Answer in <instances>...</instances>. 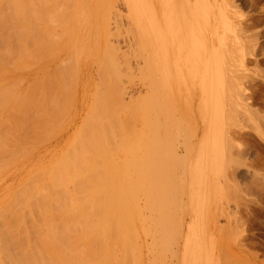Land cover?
I'll return each instance as SVG.
<instances>
[{
  "label": "rangeland",
  "instance_id": "rangeland-1",
  "mask_svg": "<svg viewBox=\"0 0 264 264\" xmlns=\"http://www.w3.org/2000/svg\"><path fill=\"white\" fill-rule=\"evenodd\" d=\"M26 1L32 2L24 0V5ZM39 1L33 5L40 4L47 21L43 16L30 22L28 12L20 14L24 7L17 8L19 4L15 9L21 17L17 12L13 16L6 4L0 10V17L9 9L6 14L21 18L22 24L13 28L6 14V23L0 18V264H77L74 256L81 264L105 259L121 264L128 238L135 243L138 252L132 258L135 254L137 260L129 255L122 264H264V0H135L137 18L130 0ZM29 31L43 37L38 40L44 45L35 32L40 51L38 43L28 49ZM33 49L37 62L30 59ZM32 62L47 65L43 67L51 73L43 70L44 78L38 74L33 81ZM85 77L92 83L78 89L75 83ZM87 142L90 169L79 154ZM75 156L78 166L83 165L80 177L73 173L80 168ZM64 168H71V175ZM64 174L69 180L61 179ZM52 176L64 187L51 186L57 183ZM80 178L88 179L85 183L92 188L91 194L89 188L82 191L85 199ZM155 180L164 183L162 219L172 228L170 233L168 224L169 237L161 240L159 234L156 239L160 246L168 242L164 252L145 239V230L152 227L146 198H156ZM66 191L72 193L62 195ZM68 194L83 203L72 198L78 201L74 207ZM53 198L61 199L55 208ZM64 198H70L69 203L65 199L70 206ZM62 205L65 212L72 210L68 213L88 212L67 215ZM119 217L129 222L120 221V227ZM97 229L109 238L103 233L107 249L117 245L111 252L115 258L106 248L99 254L102 244L94 242L102 237L97 240ZM85 247L98 262L92 253L94 260L85 258Z\"/></svg>",
  "mask_w": 264,
  "mask_h": 264
},
{
  "label": "bare ground",
  "instance_id": "bare-ground-1",
  "mask_svg": "<svg viewBox=\"0 0 264 264\" xmlns=\"http://www.w3.org/2000/svg\"><path fill=\"white\" fill-rule=\"evenodd\" d=\"M7 1H9V0H7ZM16 1H17V0H16ZM16 1H15V2H16ZM38 1H39V0H38ZM86 1H87V0H86ZM2 2H3V3H2ZM10 2H11V4L9 5V2H7L8 4H6V2L4 3V1H1L0 4H1V3H2V4H1L0 6H2V7H0V10H2V8H3V4H6V5H4V6H5V7H6V6H7V7L10 6L11 8L9 7V9H12V11L14 12V13H13V16H14V14L17 15V16H19L20 14H22V12H23L24 14H26L25 12H28V13H30L31 15H32V13H33V16L35 15L34 17L37 18V19H36V18H34L33 16H31V15H29V14L27 13V18L30 17V19H28V20H30V22H36V21H39L40 19H43V16H44L45 21H47V20H46L47 16H45L46 14L44 15L45 10H44V12L42 11L43 9H42L41 11H39V10H40V4H39V7H38V5H36V6H35V4L33 5L34 0H32V2L29 1V3H28V1H26V3H27L26 5H28L29 8H28V6L24 5V4H25L24 0H23V1L20 0V4H19L18 2H16V3H15L16 5L19 4V5H18L19 7L17 6V8L22 9V7H24V9H23L22 11L18 10V12H19V11L21 12L20 14L16 11L17 8H16V5H15V4H13V6H11V5H12V2H14V1H10ZM43 2H44V1H43ZM135 2H136L135 0H130V5L132 6L131 8H132V11H133V16H134V18H137V17H138V12H137V7H136L137 4H136ZM21 3H22V4H21ZM35 3H36V1H35ZM39 3H40V1H39ZM59 3H60V2H59ZM36 4H37V3H36ZM57 4H58V3H57ZM69 4H70V3H69ZM23 5H24V6H23ZM30 5L34 6L35 8L37 7V11H36V9L31 8ZM41 5H42V4H41ZM14 6H15V7H14ZM43 6H44V5H43ZM61 6H63V5H61ZM102 6H103V4H102ZM5 7L3 8V10L5 9ZM12 7H14V8H12ZM56 7H57V6H56ZM15 8H16V9H15ZM25 8H26V10H25ZM6 9H7V8H6ZM9 9L5 10L6 12H4V13L6 14V13L9 11ZM14 9H15V10H14ZM28 9H29V11H28ZM32 9H33V10H32ZM38 9H39V10H38ZM51 9H52V8H51ZM3 10H2V12H3ZM53 10H54V7H53ZM12 11H11V12H12ZM24 11H25V12H24ZM2 12H1V13H2ZM15 12H17L19 15H18L17 13H15ZM36 12H37V13L40 12V13L37 14ZM42 12H43V13H42ZM34 13H36L37 15L34 14ZM41 13H42V14H41ZM2 14H3V13H2ZM5 14H3L1 17H3V16L5 17ZM60 14H61V13H60ZM136 14H137V15H136ZM6 15H7V14H6ZM8 15H11V14L8 13ZM8 15L6 16L7 19H8V17H9ZM28 15H29V16H28ZM38 15H40L39 18L37 17ZM135 15H136V17H135ZM11 16H12V15H11ZM13 16H12V17H13ZM21 16H22V15H20V17H21ZM24 16L26 17V15H24ZM57 16H58V15H57ZM1 17H0V18H1ZM4 17L1 18L2 21H3V19L5 20ZM20 17H19V18H20ZM59 17H60V16H59ZM13 18H14V17H13ZM22 18H23L22 21L25 22L26 19H24V17H22ZM51 18H52V17H51ZM54 18H55V17H54ZM57 18H58V17H57ZM7 19H6V20H7ZM9 19L12 20L10 17H9ZM31 19H32V21H31ZM33 19H36V20L34 21ZM38 19H39V20H38ZM6 20H5V21H6ZM13 20L16 22V24H15V22H13ZM13 20H12V22H11L12 25H14L13 28L16 27V28L18 29V27L20 28V26H22V24L19 23L20 21H18V20H21V18H20V19L17 18V21H18V22H17L15 19H13ZM5 21H3V22H5ZM8 21H9V20H8ZM26 21H27V20H26ZM43 21H44V20H42V22H43ZM66 21H68V20L66 19ZM6 22H7V21H6ZM6 22H5V23H6ZM63 22H64V21H63ZM5 23H3V24H5ZM13 23H14V24H13ZM17 23H19V25H18ZM22 23H23V22H22ZM1 24H2V23H1ZM3 24H2V25H3ZM9 24H10V23H9ZM9 24H6V25H9ZM24 24H25V23H24ZM30 24H31V23H30ZM38 24H40V23H38ZM44 24H45V22H44ZM6 25H4V26L6 27ZM15 25H18V26H15ZM28 25H29V24H28ZM31 25H32V24H31ZM34 25L36 26V23H35ZM42 25H43V24H42ZM60 25H61V24H60ZM10 26H11V24L9 25V28L11 29ZM25 26H26V25H25ZM25 26L23 25V27H25ZM43 26H45V25H43ZM1 27H3V26H1ZM5 27H4V28H5ZM40 27H41V26H40ZM40 27H39V28H40ZM58 27H59V26H58ZM6 28H7V27H6ZM9 28H8V29H9ZM13 28H12V29H13ZM29 28H30V31H31V29H32V30L35 29L34 27L32 28V26H30ZM12 29H11V30H12ZM20 29H21V28H20ZM26 29H27V28H26ZM43 29H44V28H43ZM46 29H47V28H46ZM14 30H15V29H14ZM14 30H13V32L16 33V34H17V32L20 31V30H19V31H14ZM28 30H29V29H28ZM36 30H37V29H36ZM40 30H42V28H41ZM40 30H39V31H40ZM30 31H29V33H30ZM42 31L44 32V30H42ZM35 32H36V31L31 32L30 35H29L30 38H29L28 43L31 42V45H30V46L28 45V47H29L28 49H30V50H32V48H34V46L37 47V44L35 45V43H38V42H41V43H42V40H41V41L38 40V39H41L42 36H39V35H40V34H38L39 32H38V33L36 32L37 36H39V37H37L36 34H35ZM40 32H41V31H40ZM57 34H58V33H56V36H57ZM22 35H23V34H22ZM41 35H43V33H41ZM62 35H63V34H61V35H59V36H62ZM19 36H21V35H19ZM29 36H28V37H29ZM22 37H23V36H22ZM22 37H20V38H22ZM36 37H37V39H36ZM51 37H52V35L50 36V38H51ZM34 38H35L36 40H38V42H37V41H34ZM42 38H43V37H42ZM60 38H61V37H60ZM27 39H28V38H27ZM30 40H31V41H30ZM56 40H57V39H56ZM7 41H8V40H7ZM59 41H60V39H59ZM41 43H38V47H37V48H39V47H41L42 45H44V43H42V45H40ZM39 45H40V46H39ZM45 45H46V44H45ZM30 47H32V48H30ZM37 48H36V49H37ZM43 48H45V46H44ZM34 49H35V48H34ZM34 49H33V50H34ZM40 50H41V49L39 48L38 51H40ZM35 51H36V50H34V53H33V54L30 53V54H31V56H30L31 58L29 57V58L32 59L33 61L36 59V55H35V57H33L34 54H35L36 52H38V51H36V52H35ZM44 51H45V50H44ZM46 51H47V50H46ZM28 52H29V50H28ZM32 52H33V51H32ZM66 53L68 54V52H66ZM73 53H74V52H73ZM73 53H72V54H73ZM27 54H28V53H27ZM36 54H37V53H36ZM39 54H40V53H39ZM67 54H65V55H67ZM32 55H33V56H32ZM42 55H43V54H42ZM42 55H40V56H42ZM37 56H38V55H37ZM40 56H39V57H40ZM32 57H33V58H32ZM42 57H43V56H42ZM75 57H76V56H75ZM75 57H74V58H75ZM34 58H35V59H34ZM72 58H73V57H72ZM43 59H44V58H43ZM61 59H62V57H61ZM40 60H41V59H40ZM40 60H39V61H40ZM48 60H49V59H48ZM52 60H54V59H52ZM56 60H58V58L55 59V61H56ZM35 61L37 62V60H35ZM45 61H46V60H45ZM58 61H59V60H58ZM66 61H67V60H66ZM76 61H77V60H76ZM84 61H85V60H84ZM46 62H48V61H46ZM60 62H61V65L64 66L63 63H62L63 61L60 60L59 63H60ZM85 62H86V61H85ZM96 62H97V61H96ZM33 63H34L35 65L37 64V63H35V62H32L31 64H33ZM49 63H50V62H49ZM59 63H57L58 65H54L53 63H51V64H53V66H56L55 68H57V66H59ZM66 63H67V62H66ZM74 63H75V62H74ZM74 63H73V64H74ZM29 64H30V63H29ZM34 64H33V65H30V67L33 66V67H31L32 72H34V75H33L34 77H33V76L31 77V79L34 78L33 81H34V80H38L37 78H35L36 75L40 74L41 77H43L44 74L47 73L48 70H49V69L46 70V69L43 67V66H47V65H43V63H41L40 65L38 64V66H34ZM44 64H45V63H44ZM46 64H47V63H46ZM55 64H56V63H55ZM64 64H65V63H64ZM88 64H89V63H88ZM27 65H28V64H27ZM27 65H26V66H27ZM61 65H60V66H61ZM50 66H51V65H50ZM62 66H61V67H62ZM68 66H69V65H68ZM27 67L29 68V66H27ZM51 67H52V66H51ZM47 68H50V67H47ZM52 68L54 69V67H52ZM63 68H65V66H64ZM85 68H86V67H85ZM66 69H67V68H66ZM99 69H100V68H99ZM43 70H44V71L46 70V72H45L44 74H42V71H43ZM51 71H52V70H51ZM51 71H50V73H51ZM85 71H89V70H88V67H87V70H85ZM29 72H31V70H30ZM32 72H31V74H32ZM27 73H28V72H27ZM48 73H49V72H48ZM48 73H47V74H48ZM50 73H49V74H50ZM82 73H83V72H82ZM84 73H85V72H84ZM87 73H88V72H87ZM29 74H30V73H29ZM53 74H54V72H53ZM75 74H76V73H75ZM85 74H86V73H85ZM40 75H38V76H40ZM42 75H43V76H42ZM38 76H36V77H38ZM49 76H50V75H49ZM84 76H87V75H84ZM84 76H83V77H84ZM25 77H26V76H25ZM50 77H51V76H50ZM88 77H89V74H88ZM39 78H40V77H39ZM43 78H44V77H43ZM91 78H92V77H91ZM31 79H30V80H31ZM40 79H42V78H40ZM51 79H53V78H51ZM81 79H82V78H81ZM84 79L86 80L87 78L85 77ZM24 80L26 81L27 78L24 79ZM44 80H45V79H44ZM59 80H60V79H59ZM71 80H72V79H71ZM71 80L69 79V81H67V80H66V81H67V82H70ZM27 81H28V80H27ZM47 81H48V80H47ZM50 81H51V80H50ZM53 81H54V80H53ZM64 81H65V80H64ZM73 81H74V82H73ZM73 81L70 82L71 84H70V83H69V84H70V85H74L73 83H75V80H73ZM30 82H31V81H30ZM57 82H58V81H57ZM67 82H66V83H67ZM36 83H37V82H36ZM40 83H41V81H40ZM83 83H85L86 86H87L88 84H90V83H92V82H91V80L88 81V79H87L86 81H81V80H80V81H78V82L75 83V84L78 85V89H79V86H81L80 84H83ZM41 84H42V83H41ZM69 84H68V85H69ZM30 85H31V84H30ZM54 85H55V84H54ZM59 85H60V84H59ZM59 85H58V86H59ZM34 86H35V85H34ZM49 86H51V85H49ZM83 86H84V85H83ZM90 86H91V85H90ZM41 87H42V86H41ZM41 87H40V88H41ZM70 87H71V86H70ZM75 87H76V86H75ZM75 87H74V88H75ZM88 87H89V86H87V87L84 86V89H85V88L87 89ZM46 88H47V87H46ZM81 88H83V87H81ZM31 89H32V88H31ZM81 91H83V90L81 89ZM83 92H84V91H83ZM0 94H1V93H0ZM40 94H41V93H40ZM30 96H31V95H30ZM44 98H45V97H44ZM16 106H17V105H16ZM82 106H83V105H82ZM16 108H17V107H16ZM23 108H24V106H23ZM15 111H16V110H15ZM19 112H20V111H19ZM78 115H79V114H78ZM88 115H89V114H88ZM21 116H22V115H21ZM37 119H38V118H37ZM30 120H31V119H30ZM153 121H154V120H153ZM153 121H152V123H153ZM74 123H75V122H74ZM24 124H25V123H24ZM22 126H23V125H22ZM152 126H153V125H152ZM28 129H29V128H28ZM152 129H153V128H152ZM149 130H150V129H149ZM21 131H22V130H21ZM152 131H153V130H152ZM154 132H155V131H154ZM40 135H41V134H40ZM148 135H149V134H148ZM34 141H35V140H34ZM31 142H32V141H31ZM124 142H125V141H124ZM85 143H86V142H85ZM85 143H84V144H85ZM31 144H32V143H31ZM92 144H93V143H92ZM9 145H10V144H9ZM35 145H36V143H35ZM87 146H89V147H87ZM93 146H94V145H93ZM21 147H22V146H21ZM90 147H91V146H90V143L87 142L86 148H85V145H84V147H83V152H82V153H79V154H81V155H80L81 157H82L83 155H85V156L82 157L83 160L85 159L84 161L82 160V162H83L84 165L87 163L86 165H87V167H88L89 169H90V165H88V162L90 161L91 156H90V158H89V157H88L89 155L86 154V153H87V152H91ZM56 148H57V147H56ZM70 148H71V147H70ZM92 148H93V147H92ZM11 149H12V148H11ZM54 149H55V148H54ZM57 149H58V148H57ZM89 150H90V151H89ZM13 151H14V150H13ZM31 151H33V150L31 149ZM155 151H156V150H155ZM39 152H40V151H39ZM51 152H52V151H51ZM84 152H85V153H84ZM157 152H159V151H157ZM19 153H20V152H19ZM49 153H50V152H49ZM92 153H93V152H92ZM26 154H27V153H26ZM26 154H25V156H26ZM45 154H47V151L44 153V155H45ZM40 155H41V154H40ZM49 155H51V153H50ZM53 155H55V154H53ZM53 155H52V156H53ZM87 155H88V156H87ZM41 156H42V155H41ZM41 156H40V158L42 159L43 156H42V157H41ZM45 156H46V159L49 158L48 155H45ZM45 156L43 157V159L45 158ZM47 156H48V157H47ZM86 156H87L89 159L86 158ZM54 157H55V156H53V158H54ZM81 157H80V158H81ZM53 158L51 157V159H53ZM77 158H78V156H75V162H74V164L76 163V164H75L76 166L81 165L80 163L76 162V161H78V160H76ZM33 159H34V158H33ZM33 159H32V160H33ZM41 159H40V160H41ZM43 159H42V160H43ZM51 159H50V161H51ZM32 160H31V161H32ZM34 160H35V159H34ZM36 160L39 161V155H38V159L36 158ZM36 160H35V161H36ZM86 160H87V161H86ZM88 160H89V161H88ZM2 162H3V161H2ZM4 162H5V161H4ZM43 163H44V162H43ZM158 163H159V162H158ZM72 164H73V163H72ZM75 165H74V167H75ZM86 165H85V166H86ZM55 166H56V165H55ZM85 166H84V168H85V170H86V167H85ZM62 167H63V166H62ZM62 167H61V169H63ZM68 167H69V166H68ZM78 167H80V168H76V169H78L77 172H76V170H74L75 172L73 171V173H77L76 177L78 176V173H79V177H80L81 174L83 173V172H82L83 169L81 170V167H83V165H82V166H78ZM54 168H55V167H54ZM71 168H72V167H71ZM71 168H69V169L71 170ZM88 168H87V169H88ZM65 169H66V168H64V171H66V170H67L68 172L70 171L68 168H67L66 170H65ZM79 169L81 170L82 173L80 172ZM109 169H110V168H109ZM147 170H148V169H147ZM56 171L60 172V168H58V170L56 169ZM56 171H55V174H58V175H59V173H57ZM61 171H62V173H64L63 170H61ZM102 171H103V169H102ZM68 172H67V173H68ZM71 172H72V170H71ZM71 172H69L68 175H71ZM84 172H85V171H84ZM86 172H87V171H86ZM53 173H54V172H53ZM53 173H52V174H53ZM60 173H61V172H60ZM65 173H66V172H65ZM67 173H66V174H67ZM150 173H151V170H150ZM55 174H53V175H55ZM92 174H93V173H92ZM105 174H106V173H105ZM64 175H65V174H64ZM40 176H41V174H40ZM59 176H60V175H59ZM66 176H67V175H65L64 177L62 176L63 178H61V179H64V181L69 180V176H67V177H66ZM86 176H87V175H86ZM86 176H84V177L86 178ZM92 176H93V175H92ZM92 176H91V177H92ZM41 177H42V176H41ZM55 177H56V176H54V178H53V176H52V179L55 180ZM65 177H66V178H65ZM72 177H73V178L75 177L74 174L72 175ZM72 177L70 176V178H72ZM82 177H83V176H82ZM34 178H35V177H34ZM59 178H60V177H59ZM59 178H58V176H57L56 179L59 180ZM67 178H68V179H67ZM85 178H83V180H82V178H80V179L82 180L80 184H84V186H86L87 188H86V187H82V188L80 187V188H79V191H81V192H82V191H83V192H84V191H85V192L87 191V192H88V188H89V189H90V190H89L90 192H88V193L91 194L92 188H91V186H87V184L85 183L86 180L84 181ZM87 178L89 179L90 176H89V177L87 176ZM93 178H94V176L91 178L92 181H93ZM164 178H165V177H164ZM61 179H60V180H61ZM65 179H66V180H65ZM75 179H77V178H75ZM88 179H87L86 182L90 183V182L88 181ZM54 180H53V181H54ZM77 180H79V179H77ZM94 180H95V178H94ZM38 181H39V180H38ZM61 181H62V180H61ZM61 181H59V182H61ZM64 181H63V182H64ZM90 181H91V180H90ZM28 182H29V180H28ZM30 182H31V180H30ZM34 182H35V181H34ZM55 182H57V180H55ZM83 182H84V183H83ZM101 182H102V181H101ZM155 182H156V180H155ZM157 182H158V181H157ZM157 182H156V187H155V185H153V187H155V188H154L155 190H153V191H155V192H154V193H155V196H153V197H156V198H151V194H150V197L148 196V198H146V199H147V200H146V204H147V205H146V204H145V205H146L147 211H149V215H148V217H150V215H151V222H150V223L152 224V227H150V228H152V229L149 228V229H147V231L145 230V236H146L145 239H146V240H148V239L152 240V245H156V244H157V246H158V245H159L158 243L160 242V244H161V240H164V239H162V238H164V236L169 237V235H170L169 232H168V224H169V231H170V228H171V227H170V223H169L168 220H167L168 223L165 224V223H164V219H162V215H163V213H164L163 208H165V200H166V198H163V191H162V190H163V189H162V188H163V185H162V184H164V183H163V181H162L161 184H158L159 182H158V183H157ZM164 182H165V181H164ZM94 183H95V182H94ZM96 183H97V182H96ZM150 183H151V181L149 182V184H150ZM25 184H26V183H25ZM53 184H54V185H53ZM53 184H52L51 186L54 187V186H56L57 184H58V185L60 184L59 186H61L62 183H58V182H57V183H53ZM55 184H56V185H55ZM100 184H101V183H100ZM26 185H27V184H26ZM29 185H30V183H29ZM31 185H32V184H31ZM49 185H50V184H49ZM49 185H48V186H49ZM64 185H65V184H64ZM64 185L62 184L63 187H64ZM88 185H89V184H88ZM90 185H91V184H90ZM62 186H61V187H62ZM81 186H82V185H81ZM100 186H102V185H100ZM114 186H115V188L117 187L116 184H115ZM118 186H120V185H118ZM61 187H60V188H61ZM32 188H33V187H32ZM46 188H47V185H46ZM49 188H50V186H49ZM49 188H48V190H50ZM54 188H55V187H54ZM56 188H57V186H56ZM60 188H59V189H60ZM117 188H118V187H117ZM84 189H85V190H84ZM93 189H94V188H93ZM119 189H120V188H119ZM119 189H118V191H119ZM156 189H157V190H156ZM29 190H31V189H29ZM66 190H67V189H66ZM76 190H77V189H76ZM99 190H100V189H99ZM125 190H126V189H125ZM125 190H124V191H125ZM45 191H46V190H44V192H45ZM53 191H54V190H53ZM58 191H59V190H58ZM77 191H78V190H77ZM35 192H36V191H35ZM47 192H48V191H46V197H47V199L49 200V199H51L49 195L52 193V187H51V191H50L51 193L48 192L49 194H47ZM54 192H55V191H54ZM75 192H76V191H75ZM83 192H82V193H83ZM126 192H127V191H126ZM161 192H162V193H161ZM28 193H30V192H28ZM42 193H43V192H42ZM66 193H72V192L66 191V192L63 193L62 195L66 194ZM95 193H96V192H95ZM115 193H116V192H115ZM124 193H125V192H124ZM150 193H153V192H150ZM35 194H36V193H35ZM35 194H34V195H35ZM54 194H55V193H54ZM76 194H78V193H76ZM83 194H84V197H83V198L85 199V198L87 197V196L85 195L86 193H83ZM89 194H87V195L89 196ZM96 194H97V193H96ZM103 194H104V193H103ZM106 194H107V193H106ZM42 195H43V194H42ZM51 195H52V194H51ZM57 195H58V194H57ZM66 195H67V194H66ZM68 195H69V197H71V199H72V198H75V197H72L70 194H68ZM72 195H73V194H72ZM81 195H82V194H81ZM98 195H100V194L98 193ZM98 195H97V196H98ZM148 195H149V193H148ZM26 196H27V195H26ZM48 196H49V197H48ZM75 196H76V195H75ZM79 196H80V194H79ZM94 196H95V194H94ZM106 196H107V195H106ZM126 196H127V194H126ZM38 197H39V196H38ZM76 197H77V196H76ZM161 197H162V198H161ZM25 198H26V197H25ZM83 198H79V197H78L77 199H78V201H79V200H81V199H83ZM87 198H88V197H87ZM101 198H102V197H101ZM35 199H36V198L34 197V200H35ZM45 199H46V198H45ZM47 199H46V201H48ZM54 199H55V200H54ZM65 199H67V202H68V199L70 200V198H64V200H65ZM75 199H76V198H75ZM75 199L70 200V201H72V203H69V202H68V203H69V204H73V206H74L75 203L78 202V201H75ZM77 199H76V200H77ZM92 199H93V198H92ZM95 199H96V198H95ZM98 199H100V198H98ZM104 199H105V198H104ZM104 199H103V200H104ZM117 199H118V198H117ZM123 199H124V198H123ZM138 199H139V201H140V198H138ZM141 199H142V198H141ZM32 200H33V199H32ZM39 200L41 201L40 203L42 204V200H44V199L40 197ZM56 200H57V201H56ZM60 200H61V199L53 198L52 207L55 208L54 203H58V201H60ZM86 200H91V198L86 199ZM103 200H100V202H101V201L103 202ZM115 200H116V199H115ZM135 200H137V199L135 198ZM55 201H56V202H55ZM74 201H75V202H74ZM106 201H107V200H106ZM110 201H111V200H110ZM33 202H34V201H33ZM36 202H37V201L35 200V203H36ZM65 202H66V200H65ZM67 202H66V206L69 205ZM79 202H81V201H79ZM88 202H89V201H88ZM111 202H113V201H111ZM111 202H110V203H111ZM115 202H116V201H115ZM117 202H118V201H117ZM121 202H122V201H121ZM126 202H127V200H126ZM129 202H130V201H129ZM137 202H138V201H137ZM35 203H33V204H35ZM38 203H39V202H38ZM48 203H49V201H48ZM81 203H83V201H82ZM58 204H61V202H59ZM64 204H65V203H64ZM86 204H87V202H86L84 205H86ZM89 204H90V203H89ZM93 204H94V203H93ZM101 204H102V203H101ZM103 204H104V203H103ZM117 204H118V203H117ZM137 204H138V203H137ZM31 205H32V202H31ZM78 205H80V204H78ZM94 205H95V204H94ZM97 205H99V200H97V202H96V206H97ZM106 205H107V203H106ZM113 205H115V203H113ZM124 205H125V203H124ZM33 206H35V205H32V207H33ZM39 206H40V204H39ZM43 206H44V205H43ZM43 206H42V207H43ZM66 206H65V207H66ZM69 206H70V205H69ZM76 206H77V205H76ZM80 206H81V205H80ZM96 206H95V208H96ZM103 206H105V205H103ZM115 206H117V205H115ZM56 207H57V206H56ZM60 207H62V208H63V209L61 208L62 211L65 212V210H66L65 207H64L63 205L60 206ZM74 207H75V206H74ZM74 207H73V208H74ZM87 207H89V206L86 205V208H87ZM92 207H93V206H92ZM97 207H98V206H97ZM122 207H123V206H122ZM127 207H128V205H127ZM140 207H141V206H140ZM34 208H35V207H34ZM39 208H40V207H39ZM45 208H48V206L45 205ZM45 208L43 207V208H41V210H42V209L44 210ZM67 208H68V207H67ZM76 208H79V207H76ZM76 208H75V209H76ZM83 208H84V206H83ZM104 208H105V207H104ZM107 208H108V205H107ZM112 208H114V206H112ZM123 208H124V207H123ZM59 209H60V208H59ZM64 209H65V210H64ZM75 209H74V210H75ZM81 209H82V208H81ZM81 209H80V210H81ZM101 209H102V208H101ZM115 209H119V208H115ZM131 209H132V208H131ZM46 210H47V209H46ZM55 210H56V209H55ZM57 210H58V209H57ZM69 210H71V209H69ZM69 210H67V212H65V213H67V215L70 214L71 216H73V213L78 214L79 212H80V213L83 212V211H82L83 209H82V210L79 211L78 213H77V210H75V212H73V213L71 212V211H72V210H71V211H70L71 213H70V212L68 213ZM90 210L92 211V210H94V209L91 208ZM96 210H97V209H96ZM113 210H114V209H113ZM126 210H127V209H126ZM31 211H33V210H31ZM35 211H36V210H35ZM35 211H34V212H35ZM58 211H60V210H58ZM91 211H90V212H91ZM111 211H112V209H111ZM118 211H119V210H118ZM123 211H124V213H127V211H126V212H125V210H123ZM41 212H42V211H41ZM56 212H57V211H56ZM86 212H88V210H86V211L83 212V213H86ZM90 212H89V213H90ZM100 212H101V211H100ZM142 212H143V211H142ZM91 213H93V212H91ZM110 213H111V212H110ZM117 213H118V212H117ZM117 213L115 214L116 217H118V215H119V214H117ZM158 213H159V214H158ZM37 214H39V213H37ZM108 214H109V213H108ZM108 214H107V215H108ZM121 214H122V213H120V216H121ZM40 215H42V214H40ZM40 215H39V217H40ZM45 215H46V214H44V216H45ZM79 215L81 216V214H79ZM84 215L86 216V214H84ZM84 215H83V216H84ZM91 215H92V214H91ZM125 215H126V214H125ZM76 216H77V215H76ZM80 216H79V217H80ZM126 216H127V215H126ZM140 216H141V215H140ZM142 216H143V215H142ZM157 216H158V217H157ZM66 217H67V216H66ZM74 217H75V215H74ZM74 217H73V218H74ZM77 217H78V216H77ZM116 217H115V218H116ZM127 217H128V216H127ZM68 218H71V217L68 216ZM75 218H76V217H75ZM105 218L108 219L107 217H105ZM120 218H121V217L118 218L119 221H118V223H116V225H118L120 221H121V224H122L124 221H125L126 223L129 222V219H128V221H127V220H122V219H120ZM122 218H123V216H122ZM124 218H125V216H124ZM15 219H16V218H15ZM139 219H140V218H139ZM139 219H138V220H139ZM79 220H80V219H79ZM17 221H18V219H17ZM48 221H51V220H48ZM52 221H53V220H52ZM146 221H147V220H146ZM44 222H45V223H48V222L45 221V220H44ZM44 222H43V223H44ZM105 222H106V221H105ZM45 223H44V224H45ZM78 223H80V222H78ZM91 223H92V222H91ZM94 223H95V222H94ZM112 223H115V222H112ZM140 223H141V222H140ZM49 224H50V223H49ZM49 224H48V225H49ZM80 224H81V223H80ZM97 224H98V223H97ZM97 224H96V225H97ZM121 224H119L120 227H122ZM124 224H125V223H124ZM130 224H132V222H130ZM13 225H14V224H13ZM41 225H42V224H41ZM98 225H99V224H98ZM128 225H129V224H128ZM128 225H127V226H128ZM43 226H44V225H43ZM93 226L95 227V225H93ZM93 226H92V227H93ZM113 226H114V225H113ZM125 226H126V224H125ZM130 226H132V225H130ZM47 227H48V226H47ZM94 227H93V228H94ZM115 227H116V226H115ZM117 227H118V226H117ZM132 227H133V226H132ZM8 228H9V227H8ZM50 228H51V227H50ZM129 228L131 229V227H129ZM129 228H128V230H129ZM159 228H161V230H160ZM36 229H37V228H36ZM36 229H35V230H36ZM88 229H89V228H88ZM111 229H112L111 231H113L112 226H111ZM121 229H122V228H121ZM171 229H172V228H171ZM7 230H8V229H7ZM10 230H11V229H10ZM12 230H13V229H12ZM97 230H98V229H97ZM101 230H103V229H101ZM128 230H126V232H127ZM131 230H132V229H131ZM40 231H41V230H40ZM50 231H51V230H50ZM89 231H90V233L93 232V230H92V231L89 230ZM114 231H115V230H114ZM119 231H120V228H119ZM123 231H124V230H123ZM14 232H15V231H14ZM94 232H95V231H94ZM100 232H102V231H100ZM115 232H116V231H115ZM115 232H114V234H113V232H112L113 235L111 234L110 236H111V238L114 237L115 239L113 238V240L117 241L116 237H118V236H114V235L116 234ZM117 232H118V231H117ZM121 232H122V231H121ZM124 232H125V231H124ZM126 232H125V235H126ZM129 232H131V231H129ZM40 233H41V232H40ZM50 233H52V232H50ZM50 233H49V234H50ZM95 233H96V234H97V233L99 234V237H97V240H98V238H100V235H101V237H102V238H100L101 241L103 240V241L105 242V239L108 238L107 235H106L104 232H103V233H104V235H106V236H105L106 238H105L104 236H102L103 233H99V230H98L97 232H95ZM110 233H111V232H110ZM118 233H119V232H118ZM170 233H171V231H170ZM20 234H22V233L20 232L19 235H20ZM36 234H37V233H36ZM38 234H39V233H38ZM107 234H109V233H107ZM159 234H160L161 238H160ZM226 234H227V233H226ZM47 235H48V233H47ZM116 235H117V234H116ZM128 235H129L128 237H130V240H131L132 238H134L133 236H130V233H129ZM16 236H17V235H16ZM97 236H98V235H97ZM112 236H113V237H112ZM158 236H159V237H158ZM25 237H26V235H25ZM103 237H104V239H103ZM128 237H127V238H128ZM157 237H158V239H159V238L161 239V240H158L159 242L156 240ZM21 238H22V237H21ZM58 238H59V237H58ZM76 238H77V237H76ZM94 238H95V237H94ZM119 238H120V237H119ZM122 238H123V236H121V238H120V239H121V242H123V241H122ZM46 239H47V237H46ZM77 239H78V238H77ZM95 239H96V238H95ZM128 239H129V238H128ZM128 239H127V243L124 244V247H125L124 250H125V251H124V253L122 252L124 255L121 253V254L123 255V256L120 257V258H122V263L127 261V258H129V255H131L130 258H132V252H133V253L138 252V251H136L137 248L132 247L133 244H135V243H132V244H131V242L128 241ZM135 239H136L137 243H138V241H140V239H141V237L138 235L137 232L135 233ZM11 240H12V239H11ZM48 240H49V238H48ZM50 240H51V239H50ZM106 240H109V238L106 239ZM113 240H112V242H111V241H110V242H111V244L114 245ZM167 240H169V239L167 238ZM88 241H89V240H88ZM88 241H87V242H88ZM92 241H93V240H92ZM92 241H90L91 243H88V244H89V245H90V244H93ZM98 241H100V240H98ZM98 241H97V242H94V243H96V244L98 243V244H100V245H101V244L104 245V244L107 242V241H106L105 243H103V241H102V242H101V241L98 242ZM115 241H114V242H115ZM85 242H86V241H85ZM87 242H86V243H87ZM121 242L119 241V243H121ZM129 242H130V243H129ZM134 242H135V241H134ZM155 242H156V244H155ZM157 242H158V243H157ZM164 242H165V241H164ZM164 242L162 241L163 245H161V246L159 245V247H162V248H163V247H165L164 244H166V245L168 244V242H165V243H164ZM12 243H13V242H12ZM55 244L57 245V243H55ZM55 244H54V246H56ZM58 244H59V242H58ZM106 244H107V243H106ZM106 244H105V246H102V245H101L102 249H101V247H100V249H101L100 251H102V252L99 251V254H100V255L103 253V250H104L105 248H106V251L109 250L110 253H111L114 249H117V248H118L117 245H115L116 247L114 246L115 248L111 251L110 248H112L113 246H110V247L108 246L109 248L107 249V247H106L107 245H106ZM117 244H118V243H117ZM130 244H131V245H130ZM138 244L140 245V243H138ZM49 245H50V244H49ZM89 245H88V246H89ZM108 245H110V244H108ZM83 246H85V245H83ZM86 246H87V244H86ZM94 246H95V245H94ZM120 246H121V245H119V247H120ZM52 247H53V245H52ZM97 247H98V246H96V248H97ZM136 247H137V246H136ZM153 247L155 248L156 246H152V248H153ZM166 247H167V246H166ZM49 248H50V247H49ZM55 248H56V247H55ZM55 248H53V249H55ZM85 248H86V247H85ZM87 248H88V247H87ZM87 248H86V250H87ZM120 248H121V247H120ZM122 248H123V247H122ZM154 248H153V249H154ZM162 248H161V250H162ZM23 249H24V248H23ZM56 249H57V248H56ZM93 249H94V248H93ZM93 249H92V250H93ZM98 249H99V248H97V250L95 249L94 252H95V251L97 252ZM156 249H157V247L154 249V253H155V250H156ZM86 250H84V252H82L84 255H85V251H86ZM88 250H89V248H88ZM90 250H91V249H90ZM90 250L88 251V253L86 252L87 255H86L85 258H88V259L94 260L95 258L92 259V257H90L89 255H91V253H92V254H94V256H95V253H96V252L93 253V252H90ZM6 251H7V250H6ZM13 251H14V250H13ZM109 251H108V252H109ZM120 251H121V250H120ZM140 251H141V250H140ZM140 251H139L138 254L141 255V252H140ZM156 251H158V250H156ZM89 252H90V254H89ZM104 252H105V251H104ZM115 252H116V251H115ZM118 252H119V251H118ZM159 252H160V249H159ZM163 252H164V248H163ZM20 253H21V252H20ZM106 253H107V252H106ZM110 253H109V255L111 256V254H112L113 252H112L111 254H110ZM160 253H161V252H160ZM160 253H159L158 255H160ZM80 254H81V253H80ZM80 254H79V256L81 257L83 254H81V255H80ZM99 254H96V255H99ZM104 254H105V253H104ZM104 254H103V258H104L105 256H106V257H107V256L110 257L109 255H105V256H104ZM116 254H117V253H116ZM116 254H115V256H116ZM24 255H25V254H24ZM77 255H78V254H77ZM77 255H76V257H79V256H77ZM84 255H83V257H84ZM136 255H137V253H136ZM87 256H89V257H87ZM113 256H114V254H112V257H113ZM133 256L135 257V254H133ZM27 257H28V256H27ZM83 257H81L82 260H84ZM95 257L97 258V262H98V257H97V256H95ZM106 257H105V258H106ZM108 257H107V258H108ZM112 257H110V258H112ZM134 257L132 258V260L134 259ZM138 257L140 258V256H138ZM141 257H142V256H141ZM152 257H153V256H152ZM163 257H164V256H163ZM30 258H32V257H29V259H30ZM101 258H102V257H101ZM101 258H100V259H101ZM105 258H104V259H105ZM113 258H115V257H113ZM120 258H117V259H120ZM135 258H136V257H135ZM160 258H161V257H160ZM26 259H27V258H26ZM71 259H75V261H76L75 263H77V262L80 263V261H77V260H76L75 256H74V258H71ZM78 259L80 260V258H78ZM153 259H154V258H153ZM16 260H17V259H16ZM32 260H33V258H32ZM86 260H87V259H86ZM105 260H106V259H105ZM105 260H104V261H105ZM108 260H109V258H108ZM134 260H135V259H134ZM136 260H137V259H136ZM136 260H135V261H136ZM141 260H142V259H141ZM156 260H159V259L157 258ZM84 261H85V260H84ZM84 261H83V262H84ZM87 261H88V260H87ZM95 261H96V260H95ZM101 261H102V260H101ZM104 261H103V263H104V264H107L108 261H107L106 263H105ZM120 261H121V260H120ZM135 261H132V262L135 264V263H136ZM29 262H30V261H29ZM33 262H34V261H33ZM110 262H113V261L110 260L109 263H110ZM118 262H119V260H118ZM139 262H140V261H139ZM21 263H22V262H21ZM27 263H28V262H27ZM78 263H77V264H78ZM81 263H82V261H81ZM81 263H80V264H81ZM92 263L95 264L94 262H92ZM103 263H100V264H103ZM109 263H108V264H109ZM122 263H121V264H122ZM141 263H142V262H140V264H141ZM31 264H32V262H31ZM84 264H86V263L84 262ZM87 264H91V261L88 262ZM115 264H116V263H115ZM117 264H118V263H117ZM119 264H120V263H119ZM160 264H162V263H160Z\"/></svg>",
  "mask_w": 264,
  "mask_h": 264
}]
</instances>
